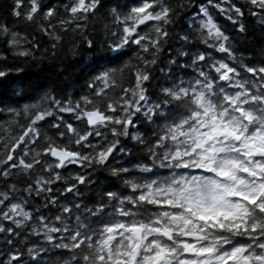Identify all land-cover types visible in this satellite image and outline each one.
Returning <instances> with one entry per match:
<instances>
[{
  "label": "snow or ice",
  "instance_id": "obj_1",
  "mask_svg": "<svg viewBox=\"0 0 264 264\" xmlns=\"http://www.w3.org/2000/svg\"><path fill=\"white\" fill-rule=\"evenodd\" d=\"M192 7L184 0L177 5L167 0L113 5L106 13L110 24L105 37L94 40L84 36L81 22L86 24L100 11L101 0L63 4L27 0L26 5L14 0L9 6L15 26L0 23L5 52L27 59L41 51L35 34L28 39L20 24L35 25V31L48 37L53 54L63 43L62 33L72 31L73 42L64 56L79 60L88 54L82 71L91 73L87 88L99 103L93 104L85 94L73 105L71 99H57L55 93L44 91L28 97L32 102L20 108L10 107L8 100L25 99L27 93L0 97V110L22 113L26 125L0 154V220L12 225H0V236L7 233L4 242L9 245L7 259H0V264H24L25 255L31 257L28 264H48L40 254L50 249L60 250L54 264H264V61L259 66L237 64L229 37L209 12V7L216 8L239 25L237 31H244L239 21L245 8L264 26V0L200 4L189 27L201 44L226 58L177 48L167 63L178 64L180 74L162 66L170 79L150 94L147 85L161 44L168 38V25L173 16ZM61 9L66 15H58ZM176 35L186 43L189 40L188 34ZM0 59L7 55L0 54ZM124 70L129 74L128 86L113 100L107 96L108 81L115 83L117 72L123 75ZM10 74L7 65L0 67V82ZM59 113H70L80 127L65 122ZM137 121L145 124L144 133L150 136L137 130ZM45 123L54 137L41 132ZM130 130L131 140L145 150L146 159L134 166L145 175L131 176L128 168L113 166L109 171L117 179L123 177L127 194L102 190L94 208L71 202L61 205L59 197L64 193L78 192L77 185L91 182L83 172L65 177L67 186L58 197L51 186L61 180V171L68 165L108 168L120 137L127 138ZM65 139L69 143H63ZM120 152L124 154V149ZM37 167L49 177L36 174ZM21 181L24 186L18 188ZM29 201L59 205V213L50 221ZM65 220L74 226L68 227ZM25 227L44 246L13 250L11 237L19 239L17 230Z\"/></svg>",
  "mask_w": 264,
  "mask_h": 264
},
{
  "label": "trees",
  "instance_id": "obj_2",
  "mask_svg": "<svg viewBox=\"0 0 264 264\" xmlns=\"http://www.w3.org/2000/svg\"><path fill=\"white\" fill-rule=\"evenodd\" d=\"M14 0H0V23L8 22L9 26L14 25V18L10 15L9 6L12 5ZM67 0H40L41 4H63ZM136 0H101L100 11L96 13L94 17H89L86 24L81 22L86 28L84 36L99 40L105 37L106 25L110 22L106 17V13L109 8L113 5H122L125 3H135ZM168 3L177 5L182 2V0H167ZM188 4L194 5L192 8H185L178 15L172 17L173 23L168 25L167 31L169 33L166 41L161 44V52L158 54V64L152 70V81L147 85L150 94H154L155 91L161 86H166V81L170 79L167 73L161 71V67H168L177 72L178 64L176 66L168 65L167 61L171 58V54L175 53L177 48H182L189 53L194 50H206L211 51L214 59L226 58V54L217 52L214 48L207 49L206 45L199 42L193 35V29L189 27V21L192 19V13L198 11L200 4H205L207 6V0H184ZM215 2V0H214ZM232 3L237 5L243 4L244 0H231ZM26 5L27 0H23ZM227 7V5H225ZM21 12H23V7H21ZM209 12L211 13L214 21L220 26L221 30L226 36L229 37L228 43L233 49H235V55L237 57V64L242 62H250L259 66L261 61H264V26H261L256 20L252 19L248 13L247 8L244 10V16L239 21V23L244 25V31H237L239 25H233L231 21L226 19V15H222L216 8L209 7ZM58 15H66L61 12ZM198 19V18H197ZM195 24V21H193ZM19 29L21 32H26L28 39L35 34L36 39L40 41L41 51L35 53V57H28L27 59L22 57H13L10 53L5 52L6 42L0 39V54L7 55V59H0V67L7 65L11 69V74L8 80L0 82V97L15 96L21 91L27 93L25 99L20 100H8V105L10 107H20L22 108L25 103H31L32 100L28 97L36 96L42 94L44 91L55 93L57 99H71L73 105L82 95H89L92 99L93 104L99 103V101L92 95V92L87 88V81L91 73L82 71L85 63H87L85 53V58L75 60L69 55L65 58L64 53L67 52L73 38V32L69 31L67 33H62L63 43L57 45L56 53L51 52V45L48 43V37L44 36L39 31H35V25L31 27L20 24ZM150 28L141 27V31H149ZM177 33L188 34L189 40L186 43L184 40L179 39L176 35ZM77 37L80 33H75ZM45 49H48L47 54H42ZM171 53V54H170ZM15 80L14 85L10 84V81ZM129 74L127 70L123 71V75L117 72L115 83L110 79L108 81L109 89L107 91V96L113 100L118 99L119 92L123 90V87L128 86ZM15 88L16 92L13 93L11 88ZM94 91V90H93ZM83 105V102L81 101ZM106 106V103L105 105ZM65 122H72L77 127L80 125L74 120L70 113H59L58 114ZM56 117L52 120L55 121ZM52 121H49L51 123ZM140 125L137 129L139 132L144 133L145 124L141 121H137ZM21 126L25 125V118L23 114L20 115H9L3 110H0V154L10 147L13 138L18 137ZM41 132L46 133L50 137H54L55 133L48 130V123L42 124ZM86 127V124H85ZM66 131V130H65ZM147 138L150 133H144ZM110 136V133H109ZM120 146L115 150V154L109 161L108 168H97L92 167L90 169H78L73 165H68L65 169L61 171V180L56 182L54 186H51V190L54 194H59L63 192V187H66L65 177L71 178L77 172H83L86 177L91 178V182L83 186L77 185L78 192H73L71 194L64 193L62 197H59L60 204H67L71 202L74 204H83L84 208H94L95 201L99 200L102 195V190H110L113 192H124L127 194V189L123 186V177L117 179L113 177L109 171V168L113 166H119L122 168L129 169V175L131 176H143L144 173L139 172L134 166L146 159L145 150L141 149L138 142L131 140V130L129 136L125 138L120 137ZM59 142V141H58ZM43 143V141H42ZM63 143L67 144L69 141L65 139ZM75 147V145H71ZM147 145H145V148ZM39 148V145L37 146ZM120 148L124 149V154H121ZM14 151V150H13ZM48 161H53L54 158L47 156ZM43 159L41 164H43ZM2 170V169H0ZM36 174H42L45 177H49V173H41V168L37 167L35 170ZM157 171H160L159 169ZM23 182L17 183V187H23ZM0 190H2V184H0ZM26 195V194H25ZM32 205L33 210L39 208L40 213L51 221V218L59 213V205L53 207L52 205H45L43 201H36L33 203L29 201ZM84 208L81 209V213L84 212ZM27 210V209H26ZM75 212V209L73 208ZM107 216V213H105ZM89 222H91V217H88ZM68 227H73V223H69L68 220L63 221ZM0 225H9L8 221L0 220ZM34 226V225H33ZM20 232V238L17 239L16 235L11 238L15 241L11 248L13 250H22L27 252V249L33 244H39L44 246L43 241L38 236H33L29 234V229L27 227L23 229H18ZM0 236V259H7L5 253L9 251V245L4 242L5 236ZM68 256L65 255L64 259ZM31 259L30 256H24V264H28ZM60 259V250L50 249L47 254H40L41 261H47L48 264H54L56 260Z\"/></svg>",
  "mask_w": 264,
  "mask_h": 264
}]
</instances>
